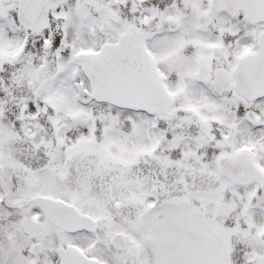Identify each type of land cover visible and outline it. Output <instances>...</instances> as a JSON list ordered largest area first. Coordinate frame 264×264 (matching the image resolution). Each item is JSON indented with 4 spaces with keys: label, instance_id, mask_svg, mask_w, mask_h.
Listing matches in <instances>:
<instances>
[{
    "label": "snow or ice",
    "instance_id": "1",
    "mask_svg": "<svg viewBox=\"0 0 264 264\" xmlns=\"http://www.w3.org/2000/svg\"><path fill=\"white\" fill-rule=\"evenodd\" d=\"M0 264H264V0H0Z\"/></svg>",
    "mask_w": 264,
    "mask_h": 264
}]
</instances>
